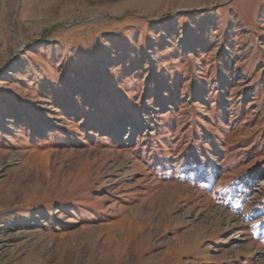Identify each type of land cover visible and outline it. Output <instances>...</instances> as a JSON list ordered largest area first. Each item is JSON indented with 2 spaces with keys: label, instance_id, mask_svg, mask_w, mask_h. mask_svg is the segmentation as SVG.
I'll return each mask as SVG.
<instances>
[{
  "label": "rangeland",
  "instance_id": "obj_1",
  "mask_svg": "<svg viewBox=\"0 0 264 264\" xmlns=\"http://www.w3.org/2000/svg\"><path fill=\"white\" fill-rule=\"evenodd\" d=\"M0 264H264V0H0Z\"/></svg>",
  "mask_w": 264,
  "mask_h": 264
}]
</instances>
